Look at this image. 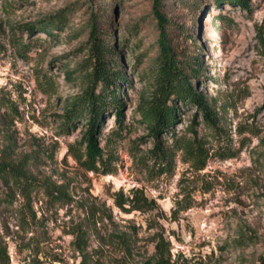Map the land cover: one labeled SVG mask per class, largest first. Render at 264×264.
<instances>
[{
  "label": "rangeland",
  "instance_id": "rangeland-1",
  "mask_svg": "<svg viewBox=\"0 0 264 264\" xmlns=\"http://www.w3.org/2000/svg\"><path fill=\"white\" fill-rule=\"evenodd\" d=\"M247 2L249 9L216 6L215 0H163L172 44L186 58L199 56L192 83L210 100L221 128L217 135L195 109L183 108L174 131L192 138L194 130L208 148H224V158L213 155L201 171L183 164L177 152L174 168L165 173L150 158L153 141L137 113L159 53L152 0H0V165L36 157L28 166L36 181L62 186L73 200L62 207L32 193L29 206L20 196L1 204L0 245L7 248L8 264H80L72 244L78 228L89 236L88 252L98 249L100 237L130 236L134 262L153 255L158 234L170 244L171 264H263L264 0ZM59 15L67 19L56 38L37 29ZM92 19L116 48L111 60L126 78L120 98L127 129L104 147L112 158L108 175L74 162L68 146L80 142L85 128L80 123L67 132L61 119L68 99L85 86ZM114 128L111 114L102 147ZM162 139L170 142L169 134ZM132 189L155 207L120 211L115 196ZM104 251V264L119 253L108 243Z\"/></svg>",
  "mask_w": 264,
  "mask_h": 264
},
{
  "label": "trees",
  "instance_id": "trees-1",
  "mask_svg": "<svg viewBox=\"0 0 264 264\" xmlns=\"http://www.w3.org/2000/svg\"><path fill=\"white\" fill-rule=\"evenodd\" d=\"M216 6L223 2L238 4L249 9L247 0H215ZM163 0H152V13L158 22L157 68L153 81L146 87L141 96L137 113L141 124L145 126L148 136L152 139L150 158L159 167L160 172L171 173L174 168V158L180 152L183 164H189L194 171H201L208 160L215 154L220 158L224 148L206 146L205 140L194 130H190L192 138L177 135L175 124L183 108L195 109L194 116L201 115L204 126L220 135V119L212 108L210 100L198 91L192 79L199 76V56L190 58L184 56L183 48H176L166 30L168 20L162 13ZM65 16H56L37 26L52 39L57 36L66 22ZM34 28L30 29L32 33ZM89 50L85 61L86 71L83 75L85 86L78 95L70 97L62 115L63 129L74 130L80 123L85 130L77 144L68 146V153L74 162L84 171L94 174L108 175L112 173L110 162L112 158L106 154L110 138H121L127 126L123 113L124 104L120 98L121 85L126 78L111 59L117 54L116 48L107 44L101 37V31L96 19L89 25ZM68 77V75L66 76ZM38 83L41 82L38 80ZM49 85V80H43ZM111 111V113H110ZM110 113V114H109ZM113 116L116 128L111 129L104 146H101L103 125L109 115ZM194 122V120H193ZM169 134L170 142L162 139ZM49 156H47L48 158ZM231 157V155H228ZM32 162L36 157H30ZM29 161L14 164L5 161L0 165V184L7 187L6 192H0V205H11L15 196L23 198L26 206L31 204L32 193H42L45 202L60 204L62 207L71 205L73 200L63 190L62 186H53L36 181L30 174ZM114 205L124 213L132 211L146 212L155 207L154 201L144 196L139 189L130 190L129 194L119 191L114 198ZM31 219L36 221V214L28 208ZM95 215V214H94ZM72 244L80 255V264H104V246L116 245L117 256L107 257L106 264H171V247L162 235H155L154 253L140 262L132 260V240L130 236H104L97 250L88 252L86 231L78 228L74 233ZM106 240V242H104ZM7 248L0 245V264H8ZM264 264V262H263Z\"/></svg>",
  "mask_w": 264,
  "mask_h": 264
}]
</instances>
